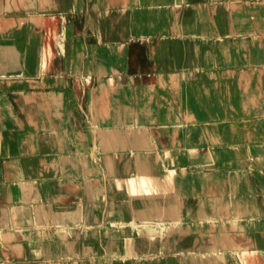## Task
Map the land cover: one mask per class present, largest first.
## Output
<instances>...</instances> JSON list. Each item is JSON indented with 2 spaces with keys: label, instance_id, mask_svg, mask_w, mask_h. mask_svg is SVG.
Listing matches in <instances>:
<instances>
[{
  "label": "rangeland",
  "instance_id": "374dc122",
  "mask_svg": "<svg viewBox=\"0 0 264 264\" xmlns=\"http://www.w3.org/2000/svg\"><path fill=\"white\" fill-rule=\"evenodd\" d=\"M46 1L0 0V264H133L134 256L136 264H203L208 252L217 247L214 256L221 260L217 264H264V223L243 222L224 229L211 223L197 227L193 217L195 209L201 214L214 209L217 212L211 214L218 221L230 216L235 219L239 216L231 213V201L251 194L257 198V206H249L252 213L244 210L245 221H250L251 214L264 218V0H63L65 5L54 6L56 10ZM149 5L164 7L156 33L177 36L179 45H170L161 37L166 44L155 39L154 49L151 42L144 44V51L131 45L126 48L127 44L116 52L107 48L114 53L103 56L107 49L103 53L102 43L112 40L102 38L103 29L113 34L127 32L132 38L148 34L153 17L138 20L136 16L141 6ZM115 11L124 13L123 19L116 21ZM66 27L71 32L65 35L68 53L55 70L43 72L39 59L32 66L26 56L11 66L4 57L2 46H10L7 51L21 47L25 53L31 46L45 52L54 49L56 36L50 32H62ZM59 90L62 96L54 100L51 93ZM211 95H215L220 116H200L202 103L207 104ZM25 96L30 100L28 107L23 103ZM163 113L172 116L164 120L166 125L184 122L202 128L211 124L193 136L204 138L208 146L228 142L230 149L222 158L210 160L248 172L244 179L243 172L236 175L232 186L227 182L219 184L222 188L214 185L215 194H232L230 202L218 206V201L216 206L209 203L212 199L207 202L210 205L195 206L191 199L200 198L203 192L191 180L189 186L177 183L178 190L173 188L177 191L169 195L188 200L184 207L192 216L183 217L185 227L195 224L197 236L206 235L216 244L206 243L205 248L193 251L190 239H184L170 251H158L157 245L145 249L140 244L129 252L127 239L135 238L139 231L160 236L166 226L154 223L156 217L148 215L128 219L122 203L132 200V190L148 204V189L138 191L141 173L133 166L135 152H153L160 161L162 149L180 146L188 135L179 128L164 127ZM136 136H142L146 144H132ZM116 153L125 154L114 158ZM33 158H41L44 164L51 159L55 169L50 175L38 173L33 182L26 172L31 168L23 164ZM204 159L199 161L209 158ZM18 170L25 175L16 177ZM15 177L26 185L22 192L32 197L20 201L29 205L21 213L13 209L20 203L6 200L13 192ZM211 194L205 191L203 195ZM257 209L261 214L252 211ZM36 215L37 221L28 220ZM255 227L257 232L243 234ZM187 231L180 229L176 234ZM245 241L254 244H248L256 248L254 253L235 252L245 247ZM30 243L44 251L67 249L53 257L38 256L27 249ZM184 250L189 253H182Z\"/></svg>",
  "mask_w": 264,
  "mask_h": 264
},
{
  "label": "bare ground",
  "instance_id": "6f19581e",
  "mask_svg": "<svg viewBox=\"0 0 264 264\" xmlns=\"http://www.w3.org/2000/svg\"><path fill=\"white\" fill-rule=\"evenodd\" d=\"M37 1L39 2L41 0H37ZM48 1L49 0H47L46 2H48ZM65 1H63V0H50V2H49V3H51L50 8L52 6V8L54 9V6H57V5H59L61 7L62 5H65V3H64ZM34 4L38 5L36 3H34ZM35 5H33V6H35ZM59 6H58L57 10L60 8ZM163 8H164L163 6L159 7L156 5H149V6H141L138 9L139 13L136 16V18H138V20L147 17V15L149 17L150 16L153 17V19H154L152 21L153 25L148 24L147 28H148L149 32L147 35H143V36L142 35H134L132 38L131 36L127 37V32H124L122 34L121 33H119V34L114 33L113 34V32H110L109 29H107V28L103 29L104 32H103L102 38L105 37V38H108V40L112 39V40H117V41L111 40V41H106V42L102 43V45H103L102 47H104V50L102 48L101 51L103 50V53H104L105 48L106 49L110 48L111 50L113 49V51L116 52V51H119L118 49H121L122 46L124 47L127 44L128 45L126 46V48H131V47L135 46L134 48H136V49L138 48L137 50L144 51V50H146L145 49L146 47L144 44H146L148 42H151L149 44V46H151V44H153L151 48L154 49V47H155L154 43H156L155 39L160 40L161 37H163L164 40L167 41L168 44H170V45L176 44L174 46H178L179 45V41H178L179 38L177 36H174V35L165 36V35L156 33V32L160 31V26L158 24V22H159L158 20L163 17V14H161L163 12L162 11ZM54 10H56V8ZM127 11H129V10L126 9L124 12L127 13ZM111 12L113 13V11H111ZM111 12L109 11V14H111ZM109 14H108V16H109ZM108 16L106 15V17H108ZM122 16L124 17V13L122 15L121 11H119V12L115 11L114 17H115L116 21L123 19ZM118 17H119V20H117ZM59 18L60 17L58 16V19ZM52 22H53V20H52ZM146 22H148V21H146ZM142 23H143V21H142ZM219 23L223 26L222 28L225 29L224 28L225 23H224V21H222V19L219 21ZM132 25H133V23H132ZM135 25H138V24H135ZM135 25H134V27H135ZM62 30H63V28H62ZM105 30H107V31H105ZM154 30H156V32H152ZM68 31H69V29L66 27V29H64L62 32L60 31V32L54 33V34H52V32H50V34L52 36H56L55 37L56 38V41H55L56 46L54 47V49H49L47 52H45L42 47H41V49H39L36 46L29 47L28 51L26 50V53H25V49H21V47H18L19 50L7 51L8 48H10V46H2V51L5 54L4 57L6 58L7 62L10 63L11 66L17 65L21 61V58L23 56L24 57L26 56L32 62V63L30 62L32 66L34 65L36 60L39 59L43 72L55 70L57 67V63L60 60L66 59V56L68 53V48H69V43L67 42V39H65V35ZM23 33H25V32H23ZM47 33H45V35ZM68 33H71V32H68ZM23 35H25V34H23ZM49 35L47 34L46 36H49ZM67 38H69V36ZM120 40H123V41H120ZM124 40H126V41H124ZM152 41L154 43H152ZM160 42H162V41L160 40ZM159 44H161V43L158 42V45ZM164 44H166V43L164 42L163 45ZM168 44H167V47H168ZM130 45H131V47H130ZM158 48L159 47H156V50ZM110 49H109V51L107 49V52L105 51L106 52L105 54H103L101 51H100V53H102L103 56L104 55L106 56L107 53H109V52L111 53ZM114 52H112V53H114ZM22 53H23V55H22ZM21 79H22V77H18V80H21ZM184 90L187 91V88L185 87ZM61 93H63L61 90H59L57 92H52L51 97L53 96L54 100H60V96H62ZM25 95L27 96L28 92L25 93ZM26 96L24 98L23 103L26 107H28V102L30 100ZM211 96L212 97H210L209 102L207 104L202 103V105H201L202 109H201V112L199 113L200 116H203L206 118L207 117L209 118L210 116H220L219 113L221 110L219 111L218 108H216L214 106L215 95H211ZM234 109H235V107H234ZM126 111H125V113H126ZM197 116H198V114H197ZM170 118H172V116L168 113L167 114L163 113L161 115V121H162L161 123L164 127H166V126L176 127V128H179L182 130V132H183L182 134H185V135L188 134V135L184 138V141H182V144L180 146H177L174 148L162 149L161 153L159 152V156L161 157L160 161H158V155L153 153V152H151V153L147 152V154H142L139 151L135 152V155L133 157V166H134L135 170L136 169L138 170V171L136 170L137 172L141 173V177L139 176L140 184L138 186V191H140L142 188L144 190H145V188L148 189V191H147L148 192V204L146 202L147 200L145 198H143V200H145V205H144V203H142V199H138L139 194L136 193V191L134 192L132 190H130V194L132 195V200L129 202H125V201L122 202L124 215L128 219L136 220L137 219L136 217H139L140 215H142V216L143 215L144 216H147V215L153 216V217H156V219L154 220L155 221L154 223H157V224L162 225V226L166 225L165 230H163L162 233H160V236H155V234L153 236L152 235L147 236V235L142 234L143 231H141V232L139 231L137 234L138 236H135V238L132 237L131 239H127L128 242H126L127 243L126 247H128L129 252L136 251L137 248H140L139 247L140 244L143 245V248H145V249L148 248L149 246H151L150 249H153L157 245L158 251H160V250H161V252H164L165 250L170 251L172 249L173 245H175L177 242L179 243L180 241H182L184 239H190L189 243H192L194 246L192 248L193 251L201 250V249L205 248L206 243L216 244L215 242L208 241L207 240L208 236H206V235L199 234L197 236V233H195V231H194L196 229L194 227L195 224H192V225L190 224L189 225L190 227L188 225H187V227H185L186 224L183 221V217L188 218V217L192 216L191 211L186 210V207H184L185 206L184 204H187L188 200L184 199V198L182 200H180V199H178V197L176 198L174 195H173V197H170V196H171V194H174L173 190L174 191L178 190L175 187L177 183L179 185L181 184V187H183L185 185V182H186L187 183L186 186H189L188 181L191 180L197 186L199 185V187H201V189H202L201 192H203V194L205 193V191L208 192L209 194L212 192L211 195H203L202 194V196L200 198L194 197L193 199H191V202H193V203L196 202L195 206H198L199 204H200V206H203V205H201L202 203L204 205L209 204V203L213 204L215 201H218V203H216L218 206L219 203H223V202L227 203V201L230 202L232 199L231 198L232 194L230 196H227V197L226 196H223V197L220 196L221 193H218L219 195H217V194H215V193H217V191H215V192L213 191V188H215L214 185L217 186L220 183L222 184V182H227V185L231 184V186H232L233 185L232 182L238 178V177L236 178V175L240 177L239 174L243 172L241 176H242V179H244V178H246V174L248 172L247 170H245V168H243V167L240 168L237 165H228V167H225L226 165H223L220 162H219L220 164H217L215 159L210 160L213 156L219 159L221 156H224V154H226V152L230 149V146L227 145L228 142L225 144H222V145L212 144V146H211V144H209L210 146H208V144L204 138L198 140V138L196 136H193V135H195V132L202 131V128L205 129V128L212 127L211 124H207V125L203 124L202 128L200 126L196 127L197 124H195V123L189 124V123H184V122L183 123L180 122L179 124H175V125H173V124H167L166 125L164 120L167 121ZM36 121H38L37 117L35 118L33 124ZM225 126H227V125H225ZM229 126H231V124ZM233 126H234V124H233ZM228 131H229V128H228ZM236 135H235V138L237 137ZM241 137H242V135H241ZM152 140H153V138H152ZM240 140H243V139H240ZM131 142L134 145H137L138 143H141V142L143 144H146V141L143 139L142 136H140V137L136 136L135 138H132ZM204 142L207 145L204 144ZM240 142H243V141H240ZM50 143L51 142L48 143L49 146H50ZM199 143H202V144H199ZM46 146H48V145H46ZM36 148H37V146H36ZM124 154H122V155H124ZM198 154L201 155L202 158H200V156ZM122 155H121V153H116L115 154L116 157H114V158H117V157L122 156ZM175 157H176V159H178L177 157H180V158H182L180 160H183V161L180 162L179 159H178L179 162H178V160L173 161ZM191 157H194V158H191ZM22 158H24V157H22ZM204 158L205 159L209 158V159H207L208 161L201 163L199 160L204 159ZM40 159L41 158H33V160H27L23 163L24 165L29 166L31 168L30 170H27L26 172H27V174L30 173V175H32L28 179L32 180L33 182L37 180V178H35V177L38 173H40V172L44 173L45 172L46 174L50 175L52 173V171L55 169L53 167V163H52L51 159H48L47 164L46 163L44 164V162L42 163ZM14 161H16V160H14ZM126 161H127V159L124 161L125 164H126ZM11 162L14 163L13 161H11ZM17 162H19V160ZM14 164L17 165L16 162ZM17 169H19V168H17ZM23 172L24 171H22V170L21 171L18 170L16 173V177L20 178L21 177L20 175H25V174H23ZM230 176H231V178H230ZM16 177L12 181V185H11L13 192L10 196L6 197V200H8V199L12 200V201L14 200L13 202L17 201L16 202L17 204L15 203L16 205H18L20 203L18 206L14 205L13 209H15V211L17 213H21V212H25L26 210H28L27 208L29 207V205L23 204L20 201L21 200H28L32 197H31V195L29 196V194L26 193V191L22 192L23 188L26 185L23 183H20L19 180L16 179ZM228 178L232 180L231 183H230V181L228 183ZM45 180H47V179H45ZM180 182H182L184 184H182ZM155 185H157V187ZM223 185H224V188H226V187L228 188V186L225 183H223ZM219 186H217V188ZM87 187H88V185H87ZM0 188H1V184H0ZM173 188H175L177 190H175ZM184 188H183V190H184ZM144 190H143V193L145 194ZM185 190L188 191V190H190V188H188V190H187V187H186ZM210 190H212V191H210ZM215 190H216V188H215ZM224 190L226 191L227 189H224ZM167 193H168V198H167ZM239 194L240 193H238V196H239ZM242 194L244 195V193H242ZM228 197H229V200H228ZM240 197L233 199L231 201L232 204L230 203L233 206L231 213H234L235 215L238 214L237 216H239V217H235V219H234V218H232V216H230V217L224 219L225 222L222 221L223 223L221 221H218V219L215 217L214 214H211L212 212L213 213L217 212L214 209H212L210 211L208 210L207 213L209 212V214H207L206 211L203 212L204 209L200 210L204 214H201L200 212H198L199 211L198 209H195L194 210L195 214L193 217L195 218V221H196L195 223H196L197 227L204 226L207 223H211V224H215V225L217 224V225L221 226V229H224L230 225H233V224L235 225V224H239V223H243V222L249 223V224L264 223V218H262V220H260L257 217H255L254 214H251L250 221H245L244 215H242V214H244L246 211H247V213H252V212H250L251 208H249V206L256 204L258 200L256 197L254 198V195L251 196V194L248 197L247 196H245L244 198H240ZM263 197L264 196H262V198ZM233 198H234V196H233ZM262 198H260V199H262ZM213 199H215V200H213ZM207 202H209V203H207ZM146 206H148V207H146ZM214 206H216L215 203H214ZM255 206H257V204ZM196 208H198V207H196ZM244 208H246V209H244ZM252 208H254V207L252 206ZM244 210H246V211L244 212ZM252 211L256 212V211H259V209L252 210ZM258 213H260V211ZM241 215L243 216V218L241 217ZM37 217H38V215H36V217H30L28 220L34 219L35 221H37ZM178 218H179V220L177 221V223H175L174 221ZM28 220H26L25 223H28ZM20 223H22V221ZM170 227H171V229H169ZM230 228H232V227H230ZM107 229H109V226H107ZM180 229H183L185 231L189 230V231H187L181 235H179L178 233L176 234V231H178ZM113 230L115 231L114 233L118 232V231H116L117 229H115V228ZM148 230H151V229L148 228ZM262 230H264V229H262ZM251 232H257V228L256 227L255 228H247L246 230H244V233L243 232L242 233L243 234H250ZM242 233H239L238 235H242ZM257 234H256V236H257ZM262 234H264V233H262ZM211 236H212V234H211ZM70 243H71V245L75 244L73 241ZM248 244H253V243L251 241H245V244H244L245 247H243L241 249H237V250H235V252H238L239 254H245V253L252 254V252L254 253L256 248L250 247ZM212 248L215 249V247H212ZM27 249L29 250V252L32 255L42 256L43 254H45L48 257H50V256L53 257V256H56L58 253L65 252V250L67 248L60 249V250H56L53 248V249H49V250L44 251V250H42L40 245H38L36 243H30L27 246ZM218 250H219V247H217V250H213V253H212V251L211 252L209 251L208 252V255L210 254L209 258L206 259L204 257L206 262H203V264H217V263H219L221 261L220 258L214 256V255H216L215 252H219ZM182 253L187 254L189 252L184 250ZM220 254L222 255V251L220 252ZM200 255H202V254H200ZM150 257H152V256H150ZM174 257H176V255ZM131 260H132L133 264L137 263V261H136L137 258L135 256ZM202 260H204V259H202ZM43 264H45V263H43Z\"/></svg>",
  "mask_w": 264,
  "mask_h": 264
},
{
  "label": "crops",
  "instance_id": "0c3cea01",
  "mask_svg": "<svg viewBox=\"0 0 264 264\" xmlns=\"http://www.w3.org/2000/svg\"><path fill=\"white\" fill-rule=\"evenodd\" d=\"M149 24H152V25H153L152 21H150ZM152 32H156V30H154V31H152Z\"/></svg>",
  "mask_w": 264,
  "mask_h": 264
}]
</instances>
